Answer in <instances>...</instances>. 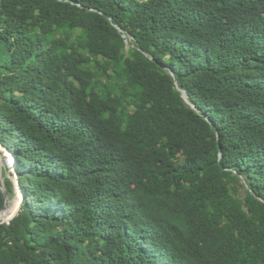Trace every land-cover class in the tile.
I'll return each mask as SVG.
<instances>
[{"label":"trees","instance_id":"trees-1","mask_svg":"<svg viewBox=\"0 0 264 264\" xmlns=\"http://www.w3.org/2000/svg\"><path fill=\"white\" fill-rule=\"evenodd\" d=\"M0 144V264H264V0H0Z\"/></svg>","mask_w":264,"mask_h":264},{"label":"rangeland","instance_id":"rangeland-1","mask_svg":"<svg viewBox=\"0 0 264 264\" xmlns=\"http://www.w3.org/2000/svg\"><path fill=\"white\" fill-rule=\"evenodd\" d=\"M128 46H129V41H128ZM51 55H52V58H53L56 65L61 64V65L65 66V71L63 73L64 76L68 75L69 70L71 69V67L74 64V60L70 59L68 56L60 57L54 49H51ZM103 69L106 72L115 73L114 69L108 64H104ZM93 94H94V96H96L95 93H93ZM2 148H0V171H1L2 175H3V171L6 172L7 174L11 175V173H14L15 169H14V167L9 166V164H8L9 152L3 146H2ZM243 183H245L244 180L240 181V183L238 184L239 193L241 196H243L245 194V190H246V184L244 185ZM21 198H22V192L20 191V189L17 186V195L13 200H10L8 210H10V208L13 206L15 207L17 205L18 200H19V204H20ZM14 203H15V205H14ZM18 210H19V208H18Z\"/></svg>","mask_w":264,"mask_h":264},{"label":"built area","instance_id":"built-area-1","mask_svg":"<svg viewBox=\"0 0 264 264\" xmlns=\"http://www.w3.org/2000/svg\"><path fill=\"white\" fill-rule=\"evenodd\" d=\"M0 148H2L1 144H0ZM8 164L9 166L15 168L14 159L11 154H8ZM17 212L11 213L10 210H7L6 212L0 214V222L9 224L11 219L17 214Z\"/></svg>","mask_w":264,"mask_h":264},{"label":"water","instance_id":"water-1","mask_svg":"<svg viewBox=\"0 0 264 264\" xmlns=\"http://www.w3.org/2000/svg\"><path fill=\"white\" fill-rule=\"evenodd\" d=\"M15 181L17 182V186H18V188L20 189L17 179H16ZM0 185H1L3 191H4L5 195H6V203H5V206H4V208L0 211V214H2V213L6 212V211L9 209L10 199L8 198V196H7V194H6V191H5V187H4V179H3V175H2V173H1V171H0ZM20 191H21V189H20ZM20 203H21V201H20ZM19 207H20V204H19Z\"/></svg>","mask_w":264,"mask_h":264},{"label":"bare ground","instance_id":"bare-ground-1","mask_svg":"<svg viewBox=\"0 0 264 264\" xmlns=\"http://www.w3.org/2000/svg\"><path fill=\"white\" fill-rule=\"evenodd\" d=\"M17 200H18V199H17ZM16 202H17V201H16ZM16 202H15V203H16ZM15 203H14V205H15Z\"/></svg>","mask_w":264,"mask_h":264}]
</instances>
